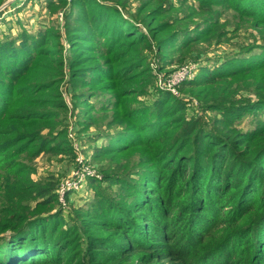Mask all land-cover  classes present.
Listing matches in <instances>:
<instances>
[{
  "label": "trees",
  "instance_id": "16d2710c",
  "mask_svg": "<svg viewBox=\"0 0 264 264\" xmlns=\"http://www.w3.org/2000/svg\"><path fill=\"white\" fill-rule=\"evenodd\" d=\"M208 2L251 16L257 27L264 28V0ZM88 16L75 20L85 27L82 40L92 41L88 26L96 20ZM42 40L41 35L24 36L16 48L10 40L0 46V264H208L212 258L216 260L211 264H264V119L253 131H238L233 125L240 108L263 109L264 61L201 80L197 86L230 80L238 87L235 91H251L255 96L240 107H233L237 101L231 97L209 100L206 110H224L210 124L200 117H186L183 98L165 95L153 122L154 133L127 146L147 151L140 162L154 167V187L138 186L131 198L129 188L121 186L110 197L100 190L113 181L107 176L103 184L93 185L90 200L76 202L77 191L68 193L67 201L80 223L70 229H60L58 223L51 231L58 233L53 242L51 236L45 237V224L39 227L43 233L39 237L37 221L27 217L40 224L47 220L39 218L47 212L46 206L50 209L57 202L56 182L52 177L45 183L32 179L31 168L22 162L42 151L73 153L64 135L65 119L49 107L53 94L40 95L65 81L61 61L45 63L47 43ZM118 60L119 55L114 62ZM143 61L134 55L116 69L114 80L124 96L150 85L140 75ZM78 85L68 91L75 94ZM57 97V108L64 109L59 93ZM121 147L95 152L109 156ZM95 181L89 177L87 182ZM63 213L68 211L61 209L51 217L59 220ZM135 220L141 233L134 236L126 224L132 222L134 227Z\"/></svg>",
  "mask_w": 264,
  "mask_h": 264
},
{
  "label": "rangeland",
  "instance_id": "374dc122",
  "mask_svg": "<svg viewBox=\"0 0 264 264\" xmlns=\"http://www.w3.org/2000/svg\"><path fill=\"white\" fill-rule=\"evenodd\" d=\"M5 1H0V7ZM84 15L96 20L88 26L92 41L82 40L84 25L75 20ZM39 35L47 43L43 46L48 55L45 63L51 64L50 59L61 61L65 74L64 83L40 95L53 94L49 107L65 119L64 135L73 151L71 154L42 151L30 160L22 159L31 168L32 179L45 183L52 177L56 182L57 202L50 209L45 205L47 212L39 218L47 220L40 224L39 220L27 217L31 222L37 221L34 224L38 225V233L45 224V237L51 236L53 242L58 233L51 231L58 223H62L60 229L80 223L74 218L76 210L67 201L68 193L77 191L76 202L90 200L94 197L93 185L103 184L107 176L113 181L104 183L108 187L102 185L100 190L110 197L119 193L121 186L129 188L131 198L137 194L138 186L154 187L151 182L154 167L140 162L147 151L141 146H127L154 133L156 122H153L165 95L183 98L187 102L186 117H200L210 124L224 110H206L205 103L209 100L231 97L237 101L233 107H240L239 103L255 96L251 91H235L238 87L230 80L197 86L201 80L264 61V28L257 27L253 17L208 0H11L0 9V46L10 40L16 48L24 36ZM117 55L119 60L114 62ZM134 55L143 58L140 75L150 85L145 89L139 86L137 94L124 96L118 90L119 82L114 80L115 71ZM187 83L192 87H186ZM77 84L75 94H71L69 86ZM58 93L65 103L64 109L56 106ZM251 107L255 109L240 108V117L233 122L236 130L253 131L259 119H264V106ZM112 147L121 150L109 156L95 152L96 148ZM89 177L96 181L87 182ZM82 184L85 185L81 190ZM205 208L209 211L210 203ZM61 209L68 213L54 220L55 216H51ZM133 223L134 227L132 222L127 221L126 225H131L135 236L141 233V228L137 220ZM33 257H28L26 263ZM215 260L212 258L208 264Z\"/></svg>",
  "mask_w": 264,
  "mask_h": 264
},
{
  "label": "water",
  "instance_id": "95a60500",
  "mask_svg": "<svg viewBox=\"0 0 264 264\" xmlns=\"http://www.w3.org/2000/svg\"><path fill=\"white\" fill-rule=\"evenodd\" d=\"M10 1H11V0H7V1H5V2L1 5L0 9L4 8L7 4H9Z\"/></svg>",
  "mask_w": 264,
  "mask_h": 264
},
{
  "label": "built area",
  "instance_id": "2783aa9c",
  "mask_svg": "<svg viewBox=\"0 0 264 264\" xmlns=\"http://www.w3.org/2000/svg\"><path fill=\"white\" fill-rule=\"evenodd\" d=\"M79 187H81V185H79Z\"/></svg>",
  "mask_w": 264,
  "mask_h": 264
}]
</instances>
